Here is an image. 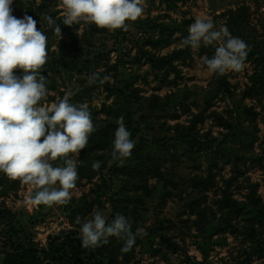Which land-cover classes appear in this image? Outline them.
I'll use <instances>...</instances> for the list:
<instances>
[{
	"label": "rangeland",
	"instance_id": "1",
	"mask_svg": "<svg viewBox=\"0 0 264 264\" xmlns=\"http://www.w3.org/2000/svg\"><path fill=\"white\" fill-rule=\"evenodd\" d=\"M18 1L35 7L44 4L49 13H54L56 25H64L60 0ZM143 6L141 18L126 21L127 31L103 28L104 33L95 36L102 38H90L89 44L83 39L88 38L85 29L90 23L75 24L73 30H61L58 36L54 25L39 18L41 30L45 25L47 30L53 29L47 40L45 64L48 95L41 104L50 106L71 93L70 103L87 104L94 127L99 129L117 125L120 116L126 123L128 104L124 95L129 87L144 99H162L186 90L189 96L183 97L196 106L186 112L177 110V118L164 123L172 131L176 125L191 126L195 142L188 150L175 142L153 146L148 132L139 133L162 172L173 176L174 186L167 187L170 195L162 205L137 206V227L144 229V235L137 237L131 251L119 250L116 260L118 264H264V62H245L241 72L223 75L228 84L226 93L218 86L215 74H209L199 62L205 55L211 58L215 47L202 45L193 50L181 43L195 18L207 17L216 28L226 26L233 36L247 43L248 52L264 60V0H143ZM230 13L235 14L233 18ZM233 20L239 23L232 25ZM61 42L63 45H59ZM175 51H181L172 60L176 71L166 78V65H154ZM95 56L99 57L97 65L92 61ZM14 72L23 75L20 69ZM96 72L110 79L102 85L90 84L89 77ZM132 122L141 127L139 114ZM184 152L193 162L185 161L174 168V155ZM101 155L106 159L110 153ZM62 163L57 160L53 165ZM123 166L117 161L92 169L89 179L76 182L67 205L50 207L27 204L32 189L2 173L10 190L0 196V209L10 215L0 223V264L7 253L30 249L40 252L50 240L65 233L80 238L76 218H90L94 209L102 210L109 219L107 201L117 199L121 190V183L112 176L113 168ZM195 178L205 180L203 186L208 188L192 191L190 180ZM148 184L154 185L155 179L150 178ZM100 192L104 195L97 200ZM225 197L233 204L222 209L220 202ZM109 240L113 243L110 251L124 245L115 237ZM49 264L94 263L88 258L71 260L63 256Z\"/></svg>",
	"mask_w": 264,
	"mask_h": 264
},
{
	"label": "clouds",
	"instance_id": "2",
	"mask_svg": "<svg viewBox=\"0 0 264 264\" xmlns=\"http://www.w3.org/2000/svg\"><path fill=\"white\" fill-rule=\"evenodd\" d=\"M13 0H0V172L11 180L29 186L26 203L33 206L67 205L78 180L79 153L95 131L91 112L85 103H70L71 93L50 106L41 104L48 95L45 76L40 74L47 63V36L37 28L29 15L17 18L12 14ZM63 24H95L110 31L128 30L126 21L135 22L144 14L143 0H60ZM51 26V16H45ZM60 36L61 28L55 27ZM185 47L199 50L214 46V55L203 56L200 63L209 74L223 76L241 72L245 67L249 46L231 34L226 26L216 28L214 21L197 16L188 27ZM22 70L17 76L14 70ZM110 76L91 74L89 83L103 84ZM109 164L123 166L135 147L124 117L116 120ZM62 160L59 166L53 162ZM100 161L92 168L99 170ZM80 225L81 245L96 248L107 244L110 237L123 240L122 253L132 250L144 229L132 230L130 220L117 213L109 222L106 214L94 209L90 218H76Z\"/></svg>",
	"mask_w": 264,
	"mask_h": 264
},
{
	"label": "trees",
	"instance_id": "3",
	"mask_svg": "<svg viewBox=\"0 0 264 264\" xmlns=\"http://www.w3.org/2000/svg\"><path fill=\"white\" fill-rule=\"evenodd\" d=\"M11 7L13 10L12 14L17 18H23L25 15H29L37 21L39 18L45 19V16H51L52 19L54 17V13H49L44 4L35 7L32 3L13 0ZM234 15V13H230V18H233ZM237 23L239 22L233 20L232 25ZM52 25H54V28L59 26L63 31H70L73 30L72 28L75 23L71 26H64L62 23H58V25H56L54 22ZM45 26L42 31H44V34L49 39V34L53 29L47 30L46 28L48 25ZM37 28L40 29L38 23ZM103 33L104 31L102 28H98L95 24H89L85 29V34L88 38H84L83 41L85 44H89L90 38L97 41L102 37L96 38L95 36L102 35ZM63 43L64 42H61L59 45H63ZM75 44H77V41H75ZM180 53L181 51H175L168 58L165 57L158 60L154 66H157V68H164L166 65L165 77L167 78L171 72L176 71L175 67L172 65V60L177 58ZM61 54L64 55L65 53ZM92 61H94V65H97L99 57L95 56ZM251 61L256 63L264 62L261 56L257 53L252 54L248 52L245 62ZM150 62L152 63V61ZM47 72L48 70L45 65L43 69H41L40 74L46 76ZM214 78H216L218 86L224 90V92L228 93V84L225 82L224 78L216 74L214 75ZM187 95L186 90H177L162 99L154 96L144 99L137 95V90L131 87L126 89L124 96L126 98V104H128L129 107H126L128 112L125 115V125L132 134L131 139L136 141V144L132 150L131 156L124 160L125 165L123 167L113 168L112 176H114L115 179L121 183V190L117 199L111 198L107 201L111 210L109 222L117 213L122 214L130 220L132 227H134L132 230L135 231L138 225L139 216L137 206H160L170 195L167 187L170 185L174 186L173 176H168L162 172L160 165L150 156L148 144L146 143L145 138L139 135V133L141 131L148 132L151 135V144L153 146H163L167 144V142H175L179 143L181 146L183 145L185 150L192 147L195 142L196 135L191 126L183 127L176 125L172 131L171 128L166 126V123H164L166 119L177 118V110L186 112L190 109V107L196 106L194 102L190 103L187 101L188 98L186 99L183 97ZM205 108L206 107H204V109ZM135 114H139V123L141 124V127L133 125L132 118ZM222 126H225V124ZM116 128L117 125L114 124L105 125L104 127L95 129V131L90 135L87 146L79 153L80 162L77 166V181L84 178L89 179V173L92 172L93 169L91 166V156L94 157L93 159L95 161L102 160L101 167L106 166V164L111 160L110 155L105 159V156L101 154L104 152L111 153ZM173 158H175L174 168H178L183 165V162L185 161L193 162L190 156L186 157L185 152L180 155L177 153V155H174ZM150 178L155 179L154 185L148 184V180ZM190 182H192V191H197L199 189L206 190V188H208V185L203 186L205 184V180H197V178H195L190 180ZM0 188V196H6L8 194V190H10L8 188V181L2 177V172H0ZM103 195L104 192H100L97 195V200L103 197ZM224 199L226 200H222L220 202V206L222 209L225 206V208H229L228 204H233V202L227 197ZM98 206L100 207V204H98ZM9 215L10 213L8 210L0 209V223H5L9 220ZM111 241L112 240H109L107 244H101L94 249L84 248L81 245V239L74 233L69 232L65 233L59 239L50 240L47 247L40 252L30 249L26 252L14 251L7 253L4 256L2 264H49L56 262L63 256H67L71 260L88 258L91 259L94 264H118L116 254L119 250H121L123 245H120L116 251L114 248L110 251L109 249L113 246Z\"/></svg>",
	"mask_w": 264,
	"mask_h": 264
}]
</instances>
